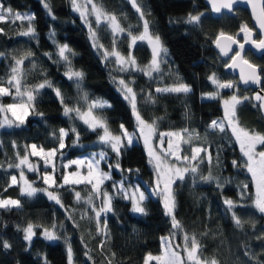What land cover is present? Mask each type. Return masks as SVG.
Wrapping results in <instances>:
<instances>
[{"label":"trees","instance_id":"obj_1","mask_svg":"<svg viewBox=\"0 0 264 264\" xmlns=\"http://www.w3.org/2000/svg\"><path fill=\"white\" fill-rule=\"evenodd\" d=\"M97 1L106 11L116 14L126 29L129 25L134 33L142 29L139 14L128 10L131 5L129 0ZM2 2L6 8L13 11L33 14L36 36L19 35V32L26 30L27 21L13 23L12 19H8L6 22H0V29H3L0 32V53H4L0 58V79H7L13 56L20 58L31 52L34 55L25 60L24 64L27 72L25 83L28 86L35 85L42 82L46 74L47 79L61 89L66 102L70 106L75 104L79 98L77 89L75 84L64 76L65 65L56 55L57 44H67L75 53L71 57L72 65L85 74L82 81L84 91L90 98H99L112 105L102 113L107 118L111 130L118 132L121 124L129 131L135 130L136 121L129 102L124 100L118 91L109 67L92 47L89 31L78 17L54 14L53 19L43 7V0ZM177 2H198L207 8L204 0H142L143 7L150 10L149 27L153 34L159 35L167 49V55L163 57L161 81H149L145 76L136 80L134 87L138 93L137 106L146 120L156 121L158 133L188 129L193 133L192 146H206L212 153V174L219 178L222 187H217L216 182L206 183L199 179L200 174L208 175L209 164L206 159L204 163L199 164V173L195 177L189 173L185 180L177 181L174 185L176 218L181 222L183 230L195 235L203 246L201 255L207 259L215 258L219 264H264V234L261 233L264 215L250 207L254 196V183L245 168L232 165L233 160L243 164L246 158L243 157L230 129L222 133L208 128L211 121L223 119L224 112L219 98L210 99L205 95L215 92L208 77L217 70L226 73V61L214 47L217 34L220 31L235 34L242 23H248V26L253 24L249 13L243 8L235 15L218 19L209 12L201 17L198 25L188 24L185 22L186 13L177 14L166 8L167 4ZM48 3L52 13H58L69 7L70 0H48ZM52 32L55 36L50 38ZM97 33L100 42L110 49L112 36L109 30L101 25ZM129 43V39L124 36L118 40L117 46L127 53ZM46 53L51 54V59ZM134 55L143 65L150 60L151 49L146 43H139L134 48ZM248 57L264 68V56L249 54ZM33 63L36 65L34 71ZM262 75L264 77V74ZM178 82L189 85L191 92L167 94L155 91L163 84L173 85ZM148 91L156 103L147 102ZM2 102L11 103L13 99L6 96L2 98ZM35 104L37 112L43 113V116L31 114L21 127L0 128V197L17 198L22 204L19 209H0V241H7L11 245L9 249H5L0 244V264H44L45 257L48 264H67L69 244L73 251V264H108L109 260L112 264H144L149 253L160 254L161 238L174 231L170 217L164 213L160 198L148 196L144 202L147 214L144 215L133 213L130 200L112 193L113 211L104 217L108 221V234L105 236L97 234L94 219L82 218L87 206L75 201V191H80L82 196H85L90 190V185H65L59 188L64 208L48 200L41 192L27 197L21 195L19 184L11 185L10 178L16 175L17 169L14 166L8 168V164L18 163L17 152L22 157L25 154V146L31 144L46 149L56 147L58 141L53 138L52 133L58 134L60 128L70 129L75 126L80 134L76 144L73 143L75 137L71 133L66 138L69 156L85 157L84 154L103 149L90 148V144L98 140V132L87 129L80 120L64 116L62 106L52 89H42ZM237 118L246 128L264 134V116L259 104L253 99L238 106ZM166 141L167 139L163 145L165 149ZM82 144L84 146H81ZM158 144L159 141L156 140L155 145ZM182 148L183 154L190 155L189 145L184 144ZM103 150L107 151V158L102 162L104 169L119 160L120 169L124 170L111 168V179L103 184L110 190L113 189V182L123 178L129 184L144 185V181L154 183L155 173L141 142H134L133 146L122 150L119 157L110 148ZM127 169L133 171L129 173ZM57 182L59 184L63 181L57 178ZM243 184L248 187L245 190V198L241 199ZM228 198L238 204L232 211L241 219L242 227L238 228L234 224L232 211L224 204V200ZM95 203L100 204V200H95ZM69 215L72 220L68 219ZM89 215H92L90 211ZM28 223L33 224L36 232L30 243L23 239L22 231ZM74 223L78 227L74 226ZM53 224L56 225L55 231L60 239L48 241L44 238L42 229L53 230ZM102 242L103 249L100 247ZM86 251L92 257L91 260L84 255ZM245 252H248V255H245ZM112 253H115L114 257Z\"/></svg>","mask_w":264,"mask_h":264},{"label":"snow or ice","instance_id":"obj_2","mask_svg":"<svg viewBox=\"0 0 264 264\" xmlns=\"http://www.w3.org/2000/svg\"><path fill=\"white\" fill-rule=\"evenodd\" d=\"M129 2L135 12L139 14L142 21V31L138 34H134L131 25H129L127 29L122 26L116 14L108 13L103 6L95 2V0H84L83 3H81L80 0H71L73 10L79 13L81 20L89 30L92 47L102 55L106 63L114 62L119 72H141L151 79L154 73H159L161 71V63L163 62V57L167 55V49L163 46L159 35H154L150 32L149 22L145 19V13L142 10V0H129ZM240 2L241 0H208V3L211 5V11L216 14H221L224 11L232 13L235 10L234 6ZM245 2L252 7V15L259 28V37L257 38L255 36L253 28H249L248 25L243 24L235 35L220 31L215 37L214 43L220 53L229 59L225 67L229 69H240V81L244 85H261L264 68L246 59L244 52L245 46L251 45L257 52L264 53V0H245ZM43 7L48 11L49 16L55 19L48 0H43ZM202 16L203 13L195 15L189 13L185 22L198 25ZM9 17L13 18V23L15 21H27L26 30L19 32V35L26 37L36 36V31L33 26V21L35 19L33 14L14 13L11 8H6L0 3V22H6ZM93 23L96 26L95 28L93 27ZM102 24L109 30L112 36L111 49L106 48L104 44L100 42V38L96 31ZM2 31L3 29H0V32ZM241 34L242 40L237 39ZM54 36L55 33L52 32L50 38ZM124 36L130 41L127 54L122 53L117 46L118 40ZM138 42H146L151 48V59L143 67L139 65V62L133 55V49ZM3 55L4 53H0V56ZM33 55L34 54L31 52H27L20 58L13 56V63L10 66L7 79H0V128L5 126L21 127L26 123L28 116L31 114L43 116V113L37 112L35 101L40 91L48 88L54 91L55 96L62 106L63 115L70 119L80 120L87 129L98 132L99 142L110 147L111 151L114 152L117 157L121 155L122 150L133 146L136 140L142 139L149 156V163L153 164L156 173V178L150 192L151 195L158 196L162 200L164 213L166 216L170 217L172 229H182L181 222L175 215L176 197L173 185L177 181L185 180L189 173L195 177L199 173V164L204 163L206 159L209 164L208 175L200 174L199 179L206 183L216 182L217 187H222L219 178L212 174L211 151H209L206 146H192L193 133L189 132L188 129L158 133L156 121L153 120L149 122L141 115L137 106V92L132 86L135 83L134 78L126 80L122 77L117 80L113 77V82L117 84L118 91L122 94L123 99L130 104L132 115L136 121V131L129 132L124 125L121 124L119 131L113 132L108 124L107 118L102 114L105 109L110 108L112 105L99 98H90L89 94L84 91L82 81L85 74L82 70L75 69L72 65L71 57L74 56L75 53L67 44H57L56 55L59 61H62L65 65L64 76L69 81H72L77 89L79 98L76 103L71 106L66 102L61 89L56 87L52 81L48 80L46 74H44L42 82L32 86H28L25 83V77L27 75L24 68L25 60ZM45 55L51 59V54L46 53ZM35 69L36 65L33 63L32 70L34 71ZM208 79L217 89L214 93L205 94L210 99L217 98L220 89H234L233 94L228 99L223 100L224 118L211 121L208 128L212 131H219L222 133L226 132L228 129L231 130L232 136L235 137L236 142L239 144L243 157L246 158L243 164L233 160L232 165L237 168L243 167L251 174L256 188L253 207L259 213L264 214V150H257L258 146L264 147V134L241 127L237 119L238 106L242 104L243 101H248L252 98L248 96H239L237 94V85L233 84L232 81H220L215 73L211 74ZM191 90L189 85L182 82H178L171 86L157 87L155 89L157 93L167 94H187L191 92ZM261 91L264 92V88H262ZM6 96L12 97L13 102L4 104L2 98ZM254 99L259 101V107L264 109V95L257 92ZM147 102L156 103L150 92L147 94ZM70 133L75 137L73 143H78L80 134L75 126H72L70 129L60 128L58 134L57 132L52 133L53 138L58 141L56 147L45 150L42 146L38 148L36 144L26 145L25 154L22 157L18 152L16 154L18 163L15 165L8 164V168L14 166L20 170L19 180L23 181V186L20 189L21 195L33 197L38 192H41L46 195L48 200L54 201L55 204L59 205L61 208L65 206L62 203L58 191L59 188H63L65 185H90V190L85 196H82L80 191H75V201L87 206L82 218L94 219L97 234L107 236L108 221L104 217L113 211L112 201L114 199L113 194L102 187L105 180L111 179L110 173L100 168V163L106 160L107 153L104 151L93 153L90 158H86V161L84 159H76L62 165L64 169H68L72 165H85L86 162L87 173L84 175L79 171L63 174V182L59 184L55 178L57 156L58 153L60 156L63 155L61 150L65 148V140L69 137ZM196 136L198 138V133ZM165 137L168 138L166 149L163 147ZM154 139L159 141L158 146L153 145ZM184 144L191 147L190 155L183 154L182 145ZM13 147H16L15 142H13ZM202 153L204 154L203 156L201 155ZM30 156L40 157L44 161L46 169L48 167L52 168V172L45 170L40 177L43 184L47 187L37 188L32 182L27 180L24 172L25 168L28 172H39V167L30 161ZM170 160H174L175 162H170ZM218 162L219 158L217 157V163ZM109 167L111 168L113 166L109 165ZM114 167L120 169L119 160H117ZM120 170L124 171L123 169ZM127 171L131 173L133 169H127ZM135 171L138 172V170ZM10 179L11 185L18 184L16 175H12ZM112 187L115 193L121 194L124 199L131 201V211L133 213L147 214L144 202L148 199L149 190H142L139 184L125 187L124 180H121L118 185L114 183ZM241 187V199H244L245 190L248 185L243 184ZM95 200H100V204L97 205ZM224 204L229 211H232L237 206V203L232 199H225ZM21 207L22 204L19 199H0V209L11 210L12 208L19 209ZM89 211L92 215H89ZM232 218L234 224L238 228L243 226L241 219L234 211H232ZM68 219L72 220L73 218L69 215ZM102 220L103 222L101 223ZM74 226L78 227L75 223ZM55 228L56 225L53 224V230L49 228L42 229L43 236L46 240L56 241L60 239V236L56 234ZM22 231L24 233L23 239L29 243L36 235L32 223H28ZM170 235L174 236L175 233L173 232ZM183 240L184 244L181 251L184 255H181L180 251H176L177 248H181L180 245H173L170 237H162L161 253L156 256L149 253L144 260V264H149L150 261H155L156 264H219L217 259H207L201 255L203 246L195 235L189 236L187 232H184ZM0 244H2L5 249L11 247L7 241H0ZM103 246L102 242L100 245L101 249H103ZM84 255L89 260L92 259L87 251ZM245 255H248V252H245ZM112 256L114 257L115 253H112ZM44 264H48L46 257L44 258ZM67 264H73V251L70 244L67 247ZM108 264H112V261L109 260Z\"/></svg>","mask_w":264,"mask_h":264},{"label":"rangeland","instance_id":"obj_3","mask_svg":"<svg viewBox=\"0 0 264 264\" xmlns=\"http://www.w3.org/2000/svg\"><path fill=\"white\" fill-rule=\"evenodd\" d=\"M80 2L81 3H83L84 2V0H80ZM95 2H97L98 4H100L97 0H95ZM0 3H2L3 4V2H2V0H0ZM5 7V6H4ZM104 8V7H103ZM166 8H167V10L168 11H172V12H174V13H177V14H184V13H186L187 14V18H188V15H189V13H191V14H200V13H203V16L204 15H206V14H208L209 12H210V10H209V8L207 7V8H204L200 3H198V2H194V3H192V2H177V3H170V4H167L166 5ZM241 8H237V11L238 10H240ZM128 10L129 11H131V12H135V10L132 8V6L130 5L129 6V8H128ZM143 11H144V13H145V19H147L148 20V14H149V9L148 8H145V7H143V9H142ZM237 11H236V13H237ZM14 13L16 12V11H13ZM108 12V11H107ZM19 13H21V14H29L28 12H24V11H22V12H20L19 11ZM108 13H110V12H108ZM61 15V16H72V17H78L80 20H81V18H80V15H79V13L78 12H76V11H74L73 10V7H72V3H71V0H70V5H69V7L67 8V9H65V10H63V11H61V12H58V13H53V15ZM8 19H13L12 17H9ZM82 21V20H81ZM83 22V21H82ZM84 23V22H83ZM122 24V23H121ZM243 24H246V25H248V23H242V25ZM84 25H85V23H84ZM103 25V24H102ZM86 26V25H85ZM123 26V25H122ZM87 27V26H86ZM93 27L95 28L96 26H95V24L93 23ZM150 28V27H149ZM88 29V28H87ZM98 29V28H97ZM97 29H96V31H97ZM89 31V30H88ZM140 31H142V29L140 30ZM139 31V32H140ZM139 32H135L134 34H138ZM150 32L152 33V31H151V29H150ZM153 34V33H152ZM155 35V34H154ZM89 38H90V36H89ZM139 43H146V42H138L137 44H139ZM147 44V43H146ZM148 45V44H147ZM149 46V45H148ZM119 48V47H118ZM111 49V48H110ZM151 49V48H150ZM120 50V49H119ZM95 51H96V49H95ZM122 53H124L122 50H120ZM97 52V51H96ZM98 54H99V56H100V58L102 59V61L109 67V69H110V71H111V73H112V79H113V77H115L117 80H119L120 78H124V79H126V80H128V79H133L134 78V80H135V82H136V80H138L139 79V77L140 76H145V75H143V73H141V72H135V73H124V72H119L118 70H117V66L114 64V62H105L104 60H103V57H102V55L99 53V52H97ZM124 54H127V53H124ZM133 55H134V49H133ZM135 56V55H134ZM2 56H0V58H1ZM151 59V58H150ZM149 62V61H148ZM147 62V63H148ZM227 62V61H226ZM147 63H145V64H143V65H141L140 63H139V65L141 66V67H143V66H145ZM162 70H163V67H162V63H161V71L159 72V73H154L153 74V78H149V77H147V76H145L149 81H151V80H153V81H161L162 80V77H163V72H162ZM226 72V71H225ZM215 74H216V76L219 78V80L220 81H222V82H226V81H232L233 82V84H235V85H237L238 86V92H237V94L239 95V96H241V97H243V96H248V97H251L253 100H254V97H253V91H250V90H247V89H244V88H242L239 84H238V80L236 79V77H234V76H232L231 74H228L227 72L226 73H222V72H220V71H216V72H214ZM228 74V75H227ZM230 76V77H229ZM211 82V81H210ZM115 84V86H117V84L116 83H114ZM212 84V83H211ZM134 85H135V83L132 85L133 87H134ZM174 85V84H173ZM165 86H171V85H165V84H163L162 86H160V87H165ZM212 86H213V88L215 89V92L217 91V89H216V86L215 85H213L212 84ZM117 88H118V86H117ZM134 89H135V91H136V88L134 87ZM233 91H234V89H220L219 90V96L217 97V98H219L220 100H221V105H222V108H223V112H224V107H223V100L224 99H228L232 94H233ZM137 92V91H136ZM148 93H149V91H148ZM137 95H138V93H137ZM255 101V100H254ZM18 102V101H17ZM244 102V101H243ZM256 102V101H255ZM12 103V102H11ZM5 104V103H4ZM8 104V103H7ZM259 104V103H258ZM241 105V104H240ZM238 109V108H237ZM9 116H10V113H9ZM238 119V118H237ZM238 123H239V125L241 126V127H243V128H246L241 122H240V120L238 119ZM2 128H14V127H7V126H5V127H2ZM246 129H249V128H246ZM249 130H251V129H249ZM129 131V130H128ZM134 131H136V127H135V130H132V131H129V132H134ZM255 131V130H254ZM257 132V131H256ZM258 133H260V132H258ZM262 134V133H261ZM165 139H168L167 137H165ZM96 143H93L92 145L90 144V148H97V147H99V148H110V147H108V146H106V145H103V144H101L100 142H99V140H97V141H95ZM135 142H141L143 145H144V142H143V140L142 139H138V140H136ZM167 142V141H166ZM156 144V139H154L153 140V145L154 146H156L155 145ZM81 146H84V144H82ZM144 147H145V145H144ZM38 148H39V146H38ZM45 150H48V149H46V148H44ZM103 149H98V150H95V151H93V153H99V152H101V151H104ZM68 150H69V147L66 145L65 146V148L64 149H62L61 151L63 152V155L62 156H60L59 155V153H58V156H57V160H56V171H55V178L57 179V178H61L62 179V176H63V174H66V173H69V172H75V171H79L82 175H84V174H86L87 173V166H86V162H85V165H82V166H77V165H72L71 167H69L68 169H64L63 168V164H65V163H68V161H71V160H76V159H84L85 161H86V158H90L91 156H92V154H84L85 155V157H80V156H75V157H73V156H69V152H68ZM89 150H91V149H89ZM145 150H146V148H145ZM257 150L258 151H262V150H264V148L262 147V146H258V148H257ZM107 152V151H106ZM146 152H147V150H146ZM148 154V153H147ZM149 157V156H148ZM30 158V161L34 164V165H37L38 167H39V172H28L27 171V169L25 168L24 169V172H25V176H26V178H27V180L29 181V182H32L33 183V185L35 186V187H37V188H44V187H47L46 185H44L43 184V181H42V179L40 178L41 177V174L45 171V170H47V171H49V172H52V168L51 167H48L47 169L45 168V166H44V161L40 158V157H34V156H30L29 157ZM104 161V160H103ZM103 161H101V163H100V168H101V170H103V171H105V172H110V170H111V168H113L114 166H115V164L117 163V162H115V163H112L111 165L113 166V167H109V166H107L106 167V169H104L103 167H102V162ZM108 161V160H107ZM151 167H152V169L154 170V167H153V164H151L150 165ZM115 168V167H114ZM17 169V168H16ZM115 169H117V168H115ZM117 170H120V169H117ZM19 173H20V170L19 169H17V173H16V176H17V179H18V184L20 185V187H22L23 186V181H20L19 180ZM154 173H155V171H154ZM58 176H60V177H58ZM155 178H156V173H155ZM124 179V178H123ZM123 179H120L118 182H113V184L115 183V184H119V182L121 181V180H123ZM154 181H155V179H154ZM105 183H107V180H105L104 181V184ZM254 183V182H253ZM136 184H138V183H136ZM136 184H129L128 182H125V187H127L128 185H136ZM140 186H141V189L142 190H149L148 191V196L149 195H151V192H150V189H151V187H152V185L153 184H149V183H147L146 181H144V185H141V184H139ZM175 185V184H174ZM174 185H173V190H174ZM88 187V186H87ZM91 186H89V188H90ZM102 187L103 188H105L107 191H109L110 193H115L114 192V190L112 189V190H110L109 188H108V186H104V185H102ZM115 194H117V195H120V196H122L121 194H118V193H115ZM255 195H256V188H255V184H254V196H253V199H252V201H251V206L250 207H252L253 209H255L254 207H253V200L255 199ZM152 196H154V195H152ZM154 197H157V198H160V197H158V196H154ZM7 198H11V199H17V198H12V197H7ZM7 198H2V197H0V199H7ZM228 199H231V198H228ZM233 200V199H232ZM162 201V200H161ZM234 201V200H233ZM235 202V201H234ZM163 203V202H162ZM97 205H99L98 203H97ZM238 205V204H237ZM257 213H259L258 211H256ZM137 214V213H136ZM259 214H261V213H259ZM264 215V214H263ZM256 220H258V218L256 217ZM261 230H262V234H264V226H262V228H261ZM174 233H175V235L174 236H171V235H167V236H164V237H170L171 238V241H172V243H173V245H180L181 246V248H177L176 249V251H180L181 252V255H184V253L181 251V249H182V247H183V244H184V240H183V235H184V232H186V231H184L183 230V228L182 229H174V231H173ZM172 232V233H173ZM189 234V233H188ZM189 236H191V234H189ZM153 256H156V255H159V254H152ZM149 264H156V262L155 261H150L149 262Z\"/></svg>","mask_w":264,"mask_h":264},{"label":"water","instance_id":"obj_4","mask_svg":"<svg viewBox=\"0 0 264 264\" xmlns=\"http://www.w3.org/2000/svg\"><path fill=\"white\" fill-rule=\"evenodd\" d=\"M204 3H205V5L209 8V10H210V12H211V15H212L213 17H215V18H219V17H221L222 15H224L225 13H226V14H229V15H235L238 7H244V8H246V9L249 11V14H250V18H251V22H252V24L255 26V28L257 29V31H258V33H259L258 25L256 24V20L254 19L253 15H252V7H251V5L247 4V3L245 2V0H241L240 3H238V4H236V5L234 6V9H235L234 12H232V13H228L227 11H224V12H222L221 14H216V13H213V12L211 11V5L208 3V0H204ZM226 33H228V34H232V35H235V34L230 33V32H226ZM259 34H260V33H259ZM237 39H240V38L237 37ZM214 47H215L216 51L220 54V56H221L224 60H227V61L229 62L228 57H225V56H223V55L220 53V51H219V49L216 47L215 43H214ZM234 47H235V46H234ZM248 50H251L252 52H254V53H256V54H264V53H261V52H257L255 49H253V48L251 47V45H246V46H245V52H244V55H245V58L248 59V60H249L250 62H252V63H254V62H253L252 60H250V59L246 56V53H247ZM230 55H231V53H230ZM255 64H256V63H255ZM257 65H258V64H257ZM259 66H260V65H259ZM225 71L228 72V73H230V74H232L233 76H236L237 79H238V84H239L242 88L253 90V97L255 96V94H256L257 92H260L262 95H264V92L261 91L262 88H264V77H263V75H262V84H261V85H255V84L244 85V84L240 81V69H239V68L229 69V68H226V67H225ZM254 100H255V99H254ZM255 101H256V100H255ZM256 102H258V103L260 104L259 101H256ZM261 110H262V114H263V116H264V109H261Z\"/></svg>","mask_w":264,"mask_h":264},{"label":"flooded vegetation","instance_id":"obj_5","mask_svg":"<svg viewBox=\"0 0 264 264\" xmlns=\"http://www.w3.org/2000/svg\"><path fill=\"white\" fill-rule=\"evenodd\" d=\"M238 8H243L244 10H246L248 13H249V11L246 9V8H244V7H238ZM226 15H229V14H224V15H222L221 17H219V18H222V17H224V16H226ZM250 15V14H249ZM230 16V15H229ZM232 16V15H231ZM215 18V17H214ZM218 19V18H217ZM249 28H253L254 29V31H255V36L258 38L259 37V33H258V31H257V29L255 28V26L254 25H252V26H248ZM231 33V32H230ZM238 33V32H237ZM236 34V33H235ZM241 40H242V34L240 35V36H238ZM249 54H253L254 56H257V57H263L264 56V54H256V53H254V52H252L251 50H248L247 51V53H246V56L248 57V55ZM249 58V57H248ZM250 59V58H249ZM253 61V60H252ZM254 62V61H253ZM226 63H228V61L226 62ZM254 63H256V62H254ZM256 64H258V63H256ZM258 65H260V64H258ZM261 66V65H260ZM262 67V66H261ZM230 74V73H229ZM232 75V74H231ZM233 76V75H232ZM234 77H236V76H234ZM236 79H237V77H236ZM238 80V79H237ZM247 90H250V91H253V90H251V89H247Z\"/></svg>","mask_w":264,"mask_h":264}]
</instances>
